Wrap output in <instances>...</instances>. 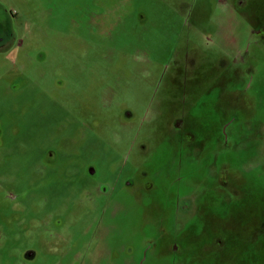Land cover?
<instances>
[{
	"label": "rangeland",
	"instance_id": "374dc122",
	"mask_svg": "<svg viewBox=\"0 0 264 264\" xmlns=\"http://www.w3.org/2000/svg\"><path fill=\"white\" fill-rule=\"evenodd\" d=\"M8 36L0 264H264V0H0Z\"/></svg>",
	"mask_w": 264,
	"mask_h": 264
},
{
	"label": "flooded vegetation",
	"instance_id": "af4514ba",
	"mask_svg": "<svg viewBox=\"0 0 264 264\" xmlns=\"http://www.w3.org/2000/svg\"><path fill=\"white\" fill-rule=\"evenodd\" d=\"M241 2V1H240ZM239 2V3H240ZM11 39V37H7L6 39H3V38H0V51H3V50H5V49H7L8 48V41ZM126 116L127 117H130L131 116V114L129 113V112H126ZM186 125V124H185ZM182 126V123L180 122V121H177V127H181ZM185 127V126H184ZM183 127V128H184ZM131 183L129 182V181H127L126 182V185H130Z\"/></svg>",
	"mask_w": 264,
	"mask_h": 264
}]
</instances>
